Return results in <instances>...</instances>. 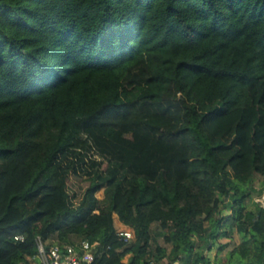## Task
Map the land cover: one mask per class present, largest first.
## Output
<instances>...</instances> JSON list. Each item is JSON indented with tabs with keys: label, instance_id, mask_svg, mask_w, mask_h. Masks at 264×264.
<instances>
[{
	"label": "trees",
	"instance_id": "trees-1",
	"mask_svg": "<svg viewBox=\"0 0 264 264\" xmlns=\"http://www.w3.org/2000/svg\"><path fill=\"white\" fill-rule=\"evenodd\" d=\"M253 195L264 0H0V264H264Z\"/></svg>",
	"mask_w": 264,
	"mask_h": 264
},
{
	"label": "built area",
	"instance_id": "built-area-1",
	"mask_svg": "<svg viewBox=\"0 0 264 264\" xmlns=\"http://www.w3.org/2000/svg\"><path fill=\"white\" fill-rule=\"evenodd\" d=\"M257 202L260 207L264 208V195L260 196ZM118 237L125 242L134 239V235L130 231H120ZM16 240L23 241V238L16 237ZM47 245L48 243L38 238V258L42 264H90L94 260V253L97 249L87 240L63 244L62 249L60 247L48 249Z\"/></svg>",
	"mask_w": 264,
	"mask_h": 264
},
{
	"label": "rangeland",
	"instance_id": "rangeland-1",
	"mask_svg": "<svg viewBox=\"0 0 264 264\" xmlns=\"http://www.w3.org/2000/svg\"><path fill=\"white\" fill-rule=\"evenodd\" d=\"M85 163H86V168H89L90 167V165L92 164V163H94V162H99V161H101V159L98 157V156H96L93 152H90L88 155H87V157L85 158ZM96 170H98V168H96ZM75 187L79 190V193L81 194L82 192H83V190L82 189H80V186H79V184H75L74 185V188L72 187V188H70L69 189V192H70V195H71V197H74L75 196ZM96 196L99 198V199H103V197H104V194H103V190H101V191H99L97 194H96ZM259 199V196H257V195H253V200H254V202L256 203V204H258V202H257V200ZM75 204V203H74ZM117 223V226H120L121 224L117 221L116 222ZM153 232H154V240H153V250L155 249V247L157 246V245H162V246H166V244L164 243V241H163V239L161 238V237H159L158 236V233L160 232V226L158 225V224H155V225H153ZM234 235H236L235 233H234ZM57 240V239H56ZM73 240H74V242L76 241H79V240H77L76 238H73Z\"/></svg>",
	"mask_w": 264,
	"mask_h": 264
},
{
	"label": "crops",
	"instance_id": "crops-1",
	"mask_svg": "<svg viewBox=\"0 0 264 264\" xmlns=\"http://www.w3.org/2000/svg\"><path fill=\"white\" fill-rule=\"evenodd\" d=\"M230 241L231 240H229V239H223V240H221V242L222 243H224V244H226V243H230ZM235 242H236V240H235ZM50 242H48V244H49ZM169 250H170V248H169ZM129 259V256H128V258H127V260Z\"/></svg>",
	"mask_w": 264,
	"mask_h": 264
}]
</instances>
